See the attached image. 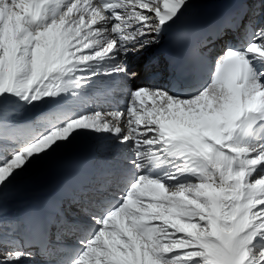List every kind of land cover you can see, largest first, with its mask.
Segmentation results:
<instances>
[{
    "label": "snow or ice",
    "instance_id": "obj_1",
    "mask_svg": "<svg viewBox=\"0 0 264 264\" xmlns=\"http://www.w3.org/2000/svg\"><path fill=\"white\" fill-rule=\"evenodd\" d=\"M190 0H0V198L80 138L123 154L100 187L29 218L48 264H264V25L246 43L211 45L242 26L218 22L187 50L206 69L190 91L141 80L129 56L159 46ZM186 37L177 36V43ZM120 99L81 110L104 82ZM145 101H148L147 103ZM111 185L105 190L103 185ZM64 230L76 246L51 242ZM33 253L0 239V264Z\"/></svg>",
    "mask_w": 264,
    "mask_h": 264
},
{
    "label": "bare ground",
    "instance_id": "obj_2",
    "mask_svg": "<svg viewBox=\"0 0 264 264\" xmlns=\"http://www.w3.org/2000/svg\"><path fill=\"white\" fill-rule=\"evenodd\" d=\"M232 1L240 2L241 10L237 13L242 12V27L237 30H228L222 40L215 41L211 45L214 53L220 51L226 42H231V46L236 48L242 47L246 43L244 25L253 24L257 27L264 25V0H190V7L182 15V17L203 15L216 7L228 5ZM126 63L130 70L141 71L146 65L150 68L148 76L141 71V80L138 83H144L146 80L156 84L175 83L185 92L196 87L187 88L177 79L176 66L168 55L163 36L159 46L140 55L129 56ZM109 87L110 82L105 81L102 86L92 89L81 110L90 112L98 108L102 112L109 111L113 107L112 100L121 98L118 93L110 92ZM86 151L94 156L91 160V168L88 169L91 179L88 186L82 187L80 191L87 192L93 187H100L105 171L119 165L123 154L114 151L105 140L80 138L67 149L61 150L33 167L0 198V239L7 238L10 248L20 247L23 251L32 252L33 258L26 261V264H45L48 260L46 254L37 253L38 247L28 246L34 242L28 219L35 217V206L46 201L61 182L71 179L74 166L78 163L81 154ZM103 187L105 190L111 189V185L108 184H104ZM66 210L67 215H71L78 212L79 205L71 202L66 206ZM56 234L57 227L54 224L51 242L58 244L63 250L64 244L69 245L71 249L76 246V236L71 232L64 230L59 240ZM59 255L63 256V252Z\"/></svg>",
    "mask_w": 264,
    "mask_h": 264
},
{
    "label": "rangeland",
    "instance_id": "obj_3",
    "mask_svg": "<svg viewBox=\"0 0 264 264\" xmlns=\"http://www.w3.org/2000/svg\"><path fill=\"white\" fill-rule=\"evenodd\" d=\"M223 43H224V42H223ZM226 43H228V42H226ZM226 43H224V46H225ZM49 259H50V258H49Z\"/></svg>",
    "mask_w": 264,
    "mask_h": 264
}]
</instances>
